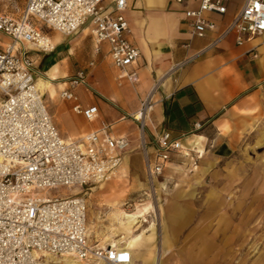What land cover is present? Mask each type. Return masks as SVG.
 <instances>
[{
    "label": "built area",
    "instance_id": "built-area-1",
    "mask_svg": "<svg viewBox=\"0 0 264 264\" xmlns=\"http://www.w3.org/2000/svg\"><path fill=\"white\" fill-rule=\"evenodd\" d=\"M175 1L183 4L190 0ZM228 1L201 0L197 8L187 9L193 36L215 31L217 23L207 14H226ZM104 2L26 0L20 17L0 12V264H139L125 246L92 242L84 194L50 195L51 189L60 186L84 188L108 181L119 170L131 141L100 131L74 141L63 138L37 87V65L31 55L32 47L43 53L56 49L50 31L70 36L91 19L95 51L101 52V45L107 42L119 83L124 79L137 83L139 73L132 67L141 50L128 37V0H113L111 8ZM231 33L238 45L264 36V0H244L239 13L208 49ZM206 50L176 64L172 72ZM89 65L94 66L95 61ZM68 82L61 98L70 101L72 110L88 121L98 119V106L82 105L74 91L78 86L94 90L86 71H78ZM159 85L160 81L156 82L141 100L138 114L125 113L140 129L146 173L152 184L173 153L190 155L182 136L169 129L150 137L148 120L157 103ZM109 127L103 123L102 130Z\"/></svg>",
    "mask_w": 264,
    "mask_h": 264
},
{
    "label": "crops",
    "instance_id": "crops-1",
    "mask_svg": "<svg viewBox=\"0 0 264 264\" xmlns=\"http://www.w3.org/2000/svg\"><path fill=\"white\" fill-rule=\"evenodd\" d=\"M112 1L105 0V6L111 8ZM200 1L190 0L181 4L175 0H128L125 11L130 25L128 37L141 50L138 63L132 67L139 73V80L135 84L127 79L119 83V71L112 62L107 42L101 45V52L95 51L92 24H85L76 34L70 36L50 31L56 44L53 52L68 40L66 50L45 69H40L45 62L43 54L53 52L36 54V80L39 75L48 76L49 70L58 66V74H55V79L51 82L54 94L51 95L50 91L46 93L49 100L55 101L69 87L68 81L60 80L85 70L94 90L78 86L74 91L82 105H97L99 108L98 119L88 121L72 110L70 101L63 99L66 101L64 109L68 113L65 112L56 123L63 138L74 141L91 131H100L102 135L106 132L112 137L125 136L131 141V147L124 153L121 166L124 170L146 178L140 129L125 113L138 114L141 100L160 81L156 94L157 103L148 120L150 137L158 136L169 129L175 136H182L190 153L186 154L189 156L173 153L163 173L183 168L186 164L191 167L196 165L197 169L199 163L204 169L202 172L207 171V161L199 159L195 151L201 153L202 158L211 155L213 158L231 156L252 124L256 125V115H264V36H256L245 44L238 45L235 34L231 33L208 49L239 13L244 0L239 5H233V0H229L226 14L208 13L207 16L218 27L204 37L193 36L190 18L186 15V10L197 8ZM85 41L89 43L88 55L79 59L85 52ZM204 49L207 50L195 60L172 72L176 64ZM33 50L38 51L32 47L31 51ZM253 53L257 55L254 57ZM93 60L95 65L90 66ZM103 64L108 67L111 77L104 75ZM83 95H87V98L84 99ZM103 123L110 125L106 131L102 130ZM150 152L153 158L155 152L152 145ZM94 185L96 184L86 186L83 190L90 191ZM138 209L148 208L145 205ZM123 213L124 211L120 212L118 217ZM143 223L129 232L125 231L126 235L118 240L108 238L101 243H111L131 236L136 240L134 248H129L135 262L152 264L158 249L154 245L157 234L153 225L140 232L139 228ZM168 245V235L164 234L163 246Z\"/></svg>",
    "mask_w": 264,
    "mask_h": 264
},
{
    "label": "rangeland",
    "instance_id": "rangeland-1",
    "mask_svg": "<svg viewBox=\"0 0 264 264\" xmlns=\"http://www.w3.org/2000/svg\"><path fill=\"white\" fill-rule=\"evenodd\" d=\"M25 3L26 0H0V12L20 17ZM240 3L233 0V5ZM86 26H91V19ZM67 42L55 52L43 54L45 62L40 69L58 59ZM84 45L85 52L79 59L88 55L89 43L85 41ZM36 54L41 52L31 51L37 65ZM102 66L104 75L111 77L108 67ZM44 99L56 123L68 113L64 109L66 101L59 95L55 101L49 100L48 94ZM252 126L231 156H199L209 165L204 173L200 163L197 169L196 165L186 164L166 171L152 184L148 176L120 166L112 178L90 191L60 186L51 189L50 195H85L92 242L118 240L126 235L118 214L147 205L139 230L154 226V245L159 248L162 264H264V115H256V125ZM164 234L169 238L167 247L163 246Z\"/></svg>",
    "mask_w": 264,
    "mask_h": 264
},
{
    "label": "bare ground",
    "instance_id": "bare-ground-1",
    "mask_svg": "<svg viewBox=\"0 0 264 264\" xmlns=\"http://www.w3.org/2000/svg\"><path fill=\"white\" fill-rule=\"evenodd\" d=\"M29 45H31V43H29ZM58 71V66H53L49 72H48V76L45 77H39L38 80H36L37 82V87L40 90L41 94L45 95L48 91H50L51 95L54 94L52 91V80L55 79V74ZM58 74V73H57ZM140 209V208H139ZM137 210L134 212H124L121 216H120V223H121V227L123 230H125L126 232H129L132 228L136 227V226H140L142 225L143 221H144V215L146 213L147 209H142V210ZM114 240V239H113ZM112 241V240H111ZM104 245H122L127 247L128 249H133L135 244H136V240L134 238H132L131 236H128L126 238H122L119 241H112L111 243H102ZM159 248L157 249V253L153 258V263L152 264H162V259L160 258L159 261Z\"/></svg>",
    "mask_w": 264,
    "mask_h": 264
}]
</instances>
